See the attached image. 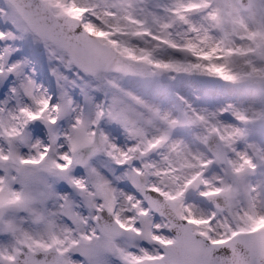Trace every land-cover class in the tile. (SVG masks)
<instances>
[{
  "label": "snow or ice",
  "instance_id": "snow-or-ice-1",
  "mask_svg": "<svg viewBox=\"0 0 264 264\" xmlns=\"http://www.w3.org/2000/svg\"><path fill=\"white\" fill-rule=\"evenodd\" d=\"M0 264H264V0H0Z\"/></svg>",
  "mask_w": 264,
  "mask_h": 264
},
{
  "label": "rangeland",
  "instance_id": "rangeland-1",
  "mask_svg": "<svg viewBox=\"0 0 264 264\" xmlns=\"http://www.w3.org/2000/svg\"><path fill=\"white\" fill-rule=\"evenodd\" d=\"M39 54H37V56H38Z\"/></svg>",
  "mask_w": 264,
  "mask_h": 264
}]
</instances>
